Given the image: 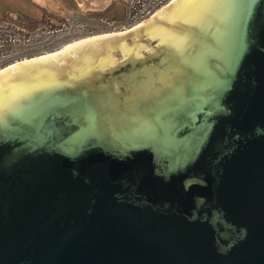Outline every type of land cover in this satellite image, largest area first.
<instances>
[{
  "label": "water",
  "instance_id": "obj_1",
  "mask_svg": "<svg viewBox=\"0 0 264 264\" xmlns=\"http://www.w3.org/2000/svg\"><path fill=\"white\" fill-rule=\"evenodd\" d=\"M134 60L158 62L133 84ZM2 71L0 264H264V0H175Z\"/></svg>",
  "mask_w": 264,
  "mask_h": 264
},
{
  "label": "rangeland",
  "instance_id": "obj_2",
  "mask_svg": "<svg viewBox=\"0 0 264 264\" xmlns=\"http://www.w3.org/2000/svg\"><path fill=\"white\" fill-rule=\"evenodd\" d=\"M174 2V1H173ZM172 0H0V71L63 47L129 33Z\"/></svg>",
  "mask_w": 264,
  "mask_h": 264
},
{
  "label": "flooded vegetation",
  "instance_id": "obj_3",
  "mask_svg": "<svg viewBox=\"0 0 264 264\" xmlns=\"http://www.w3.org/2000/svg\"><path fill=\"white\" fill-rule=\"evenodd\" d=\"M158 61L156 60H146V61H138V60H134L133 64L128 65L126 67V69H123L124 71L126 70L127 73L131 74V78H132V83H139V82H143L145 77L144 74H141L143 72V69L146 68H150L153 66V64L156 66ZM122 71V72H124ZM118 75V71L117 70H110L107 71L106 73H102L100 80H102L103 82H105V84H107V80L109 79V81L111 82L112 80L114 81V79L117 77ZM85 89L87 91V93L89 92L90 94H96L99 91V86L98 84H93V85H89L87 87L85 86H80L79 89ZM132 92H135V88L132 85L131 86ZM132 92L130 93L129 91V98L128 100L124 101L123 99L120 100L119 102L116 101V103L121 104V112L126 113L127 115H143V114H148L149 111L151 110V108L155 109L158 107L160 99L156 98V97H151L149 99V102L147 103L146 101L148 100V98H145L143 95L142 96H133ZM90 97V102H92L91 100V96ZM121 98V97H120ZM105 100H107L106 98H104ZM97 104V103H96ZM99 108V107H98ZM98 117L101 119L102 117H104L107 114V109L105 108H96V112H95ZM110 114L112 116V119L116 118V113H113L110 111Z\"/></svg>",
  "mask_w": 264,
  "mask_h": 264
},
{
  "label": "snow or ice",
  "instance_id": "obj_4",
  "mask_svg": "<svg viewBox=\"0 0 264 264\" xmlns=\"http://www.w3.org/2000/svg\"><path fill=\"white\" fill-rule=\"evenodd\" d=\"M180 3L186 6H203V5H210L213 0H179Z\"/></svg>",
  "mask_w": 264,
  "mask_h": 264
},
{
  "label": "bare ground",
  "instance_id": "obj_5",
  "mask_svg": "<svg viewBox=\"0 0 264 264\" xmlns=\"http://www.w3.org/2000/svg\"><path fill=\"white\" fill-rule=\"evenodd\" d=\"M173 1H175V0H172V2H173ZM79 43H80V42H79ZM72 45H74V44H72ZM69 46H71V45H68V46L63 47L59 52H62L65 48H67V47H69ZM59 52H56V53H53V54H50V55H47V56H44V57H48V56H51V55L57 54V53H59ZM42 58H43V57H42ZM2 72L5 73V69H4Z\"/></svg>",
  "mask_w": 264,
  "mask_h": 264
},
{
  "label": "trees",
  "instance_id": "obj_6",
  "mask_svg": "<svg viewBox=\"0 0 264 264\" xmlns=\"http://www.w3.org/2000/svg\"><path fill=\"white\" fill-rule=\"evenodd\" d=\"M6 36H7V33L0 31V40H4Z\"/></svg>",
  "mask_w": 264,
  "mask_h": 264
}]
</instances>
